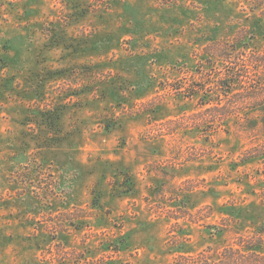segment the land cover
I'll return each instance as SVG.
<instances>
[{
  "label": "rangeland",
  "instance_id": "374dc122",
  "mask_svg": "<svg viewBox=\"0 0 264 264\" xmlns=\"http://www.w3.org/2000/svg\"><path fill=\"white\" fill-rule=\"evenodd\" d=\"M263 225L246 0H0V264H189Z\"/></svg>",
  "mask_w": 264,
  "mask_h": 264
},
{
  "label": "trees",
  "instance_id": "16d2710c",
  "mask_svg": "<svg viewBox=\"0 0 264 264\" xmlns=\"http://www.w3.org/2000/svg\"><path fill=\"white\" fill-rule=\"evenodd\" d=\"M246 1L252 12L258 11L260 15L264 16V0ZM193 96L194 94H191L187 98ZM221 253L219 251L217 254L215 251L205 252L196 257L184 259L192 261L189 264H264V225L257 229L251 237L242 236L236 246H229Z\"/></svg>",
  "mask_w": 264,
  "mask_h": 264
}]
</instances>
